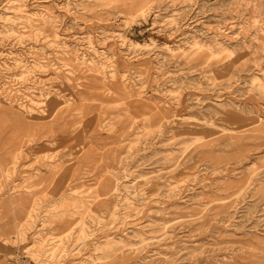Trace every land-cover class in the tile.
I'll list each match as a JSON object with an SVG mask.
<instances>
[{
	"label": "rangeland",
	"instance_id": "1",
	"mask_svg": "<svg viewBox=\"0 0 264 264\" xmlns=\"http://www.w3.org/2000/svg\"><path fill=\"white\" fill-rule=\"evenodd\" d=\"M127 1L0 0V264H264V0Z\"/></svg>",
	"mask_w": 264,
	"mask_h": 264
},
{
	"label": "built area",
	"instance_id": "2",
	"mask_svg": "<svg viewBox=\"0 0 264 264\" xmlns=\"http://www.w3.org/2000/svg\"><path fill=\"white\" fill-rule=\"evenodd\" d=\"M5 264H41V263L36 262L35 260L25 255H11L7 258Z\"/></svg>",
	"mask_w": 264,
	"mask_h": 264
},
{
	"label": "bare ground",
	"instance_id": "3",
	"mask_svg": "<svg viewBox=\"0 0 264 264\" xmlns=\"http://www.w3.org/2000/svg\"><path fill=\"white\" fill-rule=\"evenodd\" d=\"M128 2H129V0L127 1V3H128ZM120 3H121V2H120ZM124 3H126L125 0H124L123 4H124ZM131 15H132V14H131ZM131 15L129 14V16H131Z\"/></svg>",
	"mask_w": 264,
	"mask_h": 264
}]
</instances>
